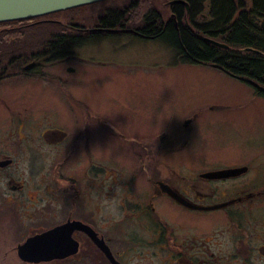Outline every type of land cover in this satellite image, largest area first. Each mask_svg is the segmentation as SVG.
<instances>
[{"label": "rangeland", "instance_id": "obj_1", "mask_svg": "<svg viewBox=\"0 0 264 264\" xmlns=\"http://www.w3.org/2000/svg\"><path fill=\"white\" fill-rule=\"evenodd\" d=\"M162 13L168 16L167 11ZM75 50L77 60L65 59L57 64L58 61H43L39 63L41 70L63 75L67 65L76 66L77 70L68 76L80 83L69 87L79 95L89 96L88 102L99 110L103 120L116 117L114 121L124 126L129 135L148 143L151 157L165 178L176 176L177 185L186 187L189 181L184 178H192V173L254 163L264 144V98L257 95L253 85L222 70L190 64L169 44L136 34H95ZM48 75L27 73L0 83V151L14 158V163L0 173L4 177L0 182V264H108L103 256H94L87 245L82 246L77 256L62 260L33 263L18 256L20 244L34 233L63 222L66 208L71 211L74 206L71 198L65 203L58 192L47 190L63 153L53 145L39 144L35 126L64 125L65 116L80 114V107L67 95V88L51 84ZM195 113L199 115L188 135L190 144L186 148L171 154L154 151L159 144L158 135L167 132L174 139L184 130L185 119ZM24 135L27 139H23ZM125 143L117 141L115 147L101 145L96 154L111 153L117 158L111 166L121 176L141 173V162L136 164L133 148L130 145L125 148ZM35 149L39 152L35 153ZM56 156L55 162L52 158ZM9 176L22 180L24 187L13 189ZM138 178L137 190L149 195L153 187L145 176ZM259 179L258 176L255 180L259 182ZM100 194L101 212L97 223L103 233L114 237L117 252L128 253L125 257L119 256L121 264H173L167 251H162V255L159 247L148 244L152 230L147 229L145 219L141 222L144 214L122 209L119 197L107 201L109 191L102 190ZM85 199L90 206L96 205L90 195ZM156 202L159 214L175 228L178 241L187 236L192 238L193 233L204 234L227 221L222 212H195L168 197ZM133 214L135 218H129ZM126 219L137 226L113 229L114 221Z\"/></svg>", "mask_w": 264, "mask_h": 264}, {"label": "flooded vegetation", "instance_id": "obj_2", "mask_svg": "<svg viewBox=\"0 0 264 264\" xmlns=\"http://www.w3.org/2000/svg\"><path fill=\"white\" fill-rule=\"evenodd\" d=\"M170 2L174 4L177 1L170 0ZM183 3L186 4L185 2ZM239 5L238 3V6ZM186 6L189 10L190 5L186 4ZM244 9V7H240V11L236 14V19L240 16L241 10ZM202 16L204 19H207L205 14ZM202 16H200V18H202ZM262 21L263 19H257V23H260V26H262ZM203 23V19L192 20V27L194 32L198 33V35L204 38L208 43L237 52L255 51L256 48L252 46H235L227 40L211 37L200 29ZM97 28L96 30L99 32L97 35L127 34H118V32H115L116 30L102 28L101 26ZM200 32L201 34H199ZM76 58H78V56L73 55L66 61L77 60ZM185 61H188L190 64L206 65L207 67L222 70L232 75L224 70V68L228 66L216 62ZM59 62L60 61L55 64ZM29 64H31L29 68H25L24 66L26 73L32 75H39L42 72L46 75L49 74L46 77L51 80V84L54 83V85L65 86V88H67L65 91L67 95L80 107V114L65 116L66 124L64 125L55 124L50 127H45L44 125L35 126L38 132L35 136L39 144L42 145L45 143L46 146L53 145V147H57L63 153L59 156L60 159L57 171L55 176H53V182L48 183L47 190L50 192H58V194L65 199V203L71 198L74 205L71 211L66 208L67 213L65 215V220L59 224L53 225L50 229L67 223L70 220L81 221L91 226L98 234L99 238H103L106 241L115 258L121 261L122 259L119 256L125 257L128 253L122 251L117 252L115 250L116 248H114V237L112 239V237H108L103 233L97 223V219L100 218L98 217L99 213L101 212L100 193L102 190H105L109 191V194L106 196L107 201H113L119 197V205L122 209H126L128 213L136 211L138 214H144L141 215V222L145 219L147 222L145 224L147 229L152 230L151 240H149L148 244H150V246L156 245V248L159 247L161 253L162 251H167V255L172 256L170 259L173 260V262L179 261V256H187V258H189L188 256H192V259L189 258L188 260L192 264H264V144L262 148H260V152L256 154V158H254L253 161L254 163L218 167L198 174L192 173V178L190 176L187 177V179L184 178L186 181H189L186 183V187L178 186L175 181L179 179L176 176L169 177L165 175V178L164 175H162L160 170L161 167L157 165L153 157H151L152 152H149L148 143L143 142V139L140 137L129 135L124 129V126L117 125L114 121L116 117H108L103 120L102 115L98 112L99 110L93 108L92 104L88 102L89 96L84 97L81 94L79 95L77 92H74L73 88L72 91L69 86H78L80 83L78 80L74 78L73 80L68 76L77 70L74 68L76 66L67 65L64 70L65 74L60 75L41 70L42 66L36 61L29 62L26 65ZM232 76L253 85L257 90V95L264 98V78L252 79L247 76ZM75 93L78 95V98H76L77 95ZM210 107L215 108L214 106ZM70 111H73V109ZM198 115L199 114L195 113L193 116L186 118L183 122L184 130H181L180 134L174 139H171L167 132H162V134L158 135L159 144L155 147L154 151L163 153L169 152V154H171L186 148L190 144L188 135ZM102 120L103 122H101ZM20 131H23V129H20ZM118 137L121 139L117 140L119 143H125L123 141L128 142V144L125 143V148L127 145L131 146L130 149L133 148L131 151L134 152L135 159L137 158L136 164L138 165L141 162L139 168L141 173H133L131 176L124 174L121 176L116 172V169L111 166L115 163L117 158L111 156V153L105 154L102 152L104 156L96 154V151L99 152L101 149V145L108 146V144H114L115 147L117 143L116 139H119ZM24 138L27 139V136L24 135L23 139ZM36 152L39 151L35 149V153ZM39 154L42 155V153ZM140 154L142 156H140ZM56 158L57 156L53 157V161L56 162ZM4 161H8V163H4ZM124 162L125 161L122 163ZM12 163H14V158L0 151L1 175L5 166ZM255 163L256 165H252ZM225 168L238 169V172L221 178L203 176L204 173L224 170ZM61 169H63V171L59 172ZM103 170H105V172H102ZM139 176H145L147 183L153 187V191L149 195L143 194L137 190ZM258 176L260 177L259 182L255 180ZM9 177V183L13 189L16 190L24 187V183L21 182L22 180H17L13 176ZM3 179L4 177L0 179V182H3ZM46 179L47 178H45V180ZM169 187L184 196L192 202V204L213 207V209L203 210L195 207H187L169 194L167 191ZM88 195L91 196L92 202L96 203V205L92 204L90 206L88 199H85ZM163 197H168L175 201V203L187 209H192L195 212H222L226 215L227 221L216 224L204 234L193 233L192 238L187 236L185 238H180L181 240L179 239L178 241L175 228L168 224L169 222L159 214L156 201ZM77 200L80 203L78 206ZM76 211L79 214H76ZM260 212L262 214H259ZM135 214H133V216L130 215L129 218H135ZM126 221H114L113 229H132L131 225H136L131 223L128 219H126ZM125 223H127L129 227H127ZM39 232L42 233L44 231ZM128 233H131L130 229ZM73 236L75 239L79 240L80 250L83 245H87L86 247L88 249L90 248L94 251V256H103L108 264H113L108 255L93 241L86 231L82 229L75 230ZM155 253L158 255V252ZM78 254L79 253L72 256H77ZM162 255L156 257L159 258L162 257Z\"/></svg>", "mask_w": 264, "mask_h": 264}, {"label": "trees", "instance_id": "obj_3", "mask_svg": "<svg viewBox=\"0 0 264 264\" xmlns=\"http://www.w3.org/2000/svg\"><path fill=\"white\" fill-rule=\"evenodd\" d=\"M176 1L103 0L40 17L0 22V83L27 74L24 66L30 61L69 59L87 38L99 33L96 29L100 26L118 34L165 42L183 60L212 61L228 66L224 70L235 76L264 78V27L257 23L258 18L264 19V0ZM183 2L190 5L189 10ZM240 7L245 9L236 19ZM162 10L167 11V17ZM199 19L204 21L200 29L211 37L261 52H237L208 43L192 27V20ZM178 260L173 264H192L187 256Z\"/></svg>", "mask_w": 264, "mask_h": 264}, {"label": "water", "instance_id": "obj_4", "mask_svg": "<svg viewBox=\"0 0 264 264\" xmlns=\"http://www.w3.org/2000/svg\"><path fill=\"white\" fill-rule=\"evenodd\" d=\"M103 0H0V22L33 18L58 11L67 10ZM264 27V19L262 21ZM256 52H261L255 49ZM32 64V63H31ZM31 64L26 65L29 68ZM2 163V162H1ZM8 163V161H4ZM3 164V163H2ZM238 172V169H224L204 173V177L221 178ZM169 194L180 203L192 208L203 210L213 209V207L194 205L181 194L172 188H167ZM84 230L108 255L113 264H121L115 258L109 245L103 238H99L94 229L81 222L69 221L54 228L47 229L42 233L29 236L26 241L18 246L19 257L26 262L40 263L56 259H66L75 255L80 250V242L73 236L75 230Z\"/></svg>", "mask_w": 264, "mask_h": 264}, {"label": "bare ground", "instance_id": "obj_5", "mask_svg": "<svg viewBox=\"0 0 264 264\" xmlns=\"http://www.w3.org/2000/svg\"><path fill=\"white\" fill-rule=\"evenodd\" d=\"M182 204V203H181ZM184 205V204H183ZM186 206V205H185ZM188 207V206H187ZM18 256H19V253H18ZM41 263V262H40Z\"/></svg>", "mask_w": 264, "mask_h": 264}]
</instances>
